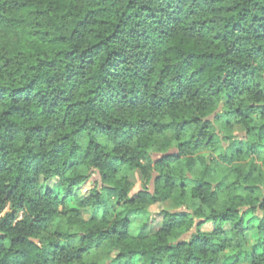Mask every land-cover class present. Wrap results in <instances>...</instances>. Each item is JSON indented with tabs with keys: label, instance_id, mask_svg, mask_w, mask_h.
Listing matches in <instances>:
<instances>
[{
	"label": "trees",
	"instance_id": "trees-1",
	"mask_svg": "<svg viewBox=\"0 0 264 264\" xmlns=\"http://www.w3.org/2000/svg\"><path fill=\"white\" fill-rule=\"evenodd\" d=\"M0 264H264V0H0Z\"/></svg>",
	"mask_w": 264,
	"mask_h": 264
},
{
	"label": "rangeland",
	"instance_id": "rangeland-1",
	"mask_svg": "<svg viewBox=\"0 0 264 264\" xmlns=\"http://www.w3.org/2000/svg\"><path fill=\"white\" fill-rule=\"evenodd\" d=\"M53 186L57 185V182L52 183ZM93 184L88 182L86 185V188L83 190V193L89 192V190L92 188ZM140 189V185H138L133 193H136ZM164 206L163 205H156L151 208V214H142L138 217L137 222L134 225L133 231L135 233L137 232H149V227H152V224L155 225L160 222V211L162 210ZM85 217L90 218L91 213L90 211L84 212Z\"/></svg>",
	"mask_w": 264,
	"mask_h": 264
}]
</instances>
